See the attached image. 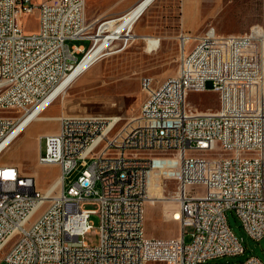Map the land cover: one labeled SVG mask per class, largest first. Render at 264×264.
Listing matches in <instances>:
<instances>
[{"label": "built area", "instance_id": "1", "mask_svg": "<svg viewBox=\"0 0 264 264\" xmlns=\"http://www.w3.org/2000/svg\"><path fill=\"white\" fill-rule=\"evenodd\" d=\"M85 8V0H0V155L20 133L18 123L59 97L61 91L46 102L100 36L111 32L116 17L89 20ZM33 11L39 28L26 33L20 19ZM68 39L90 44L70 46ZM130 39H112L86 66L116 40L125 46ZM178 43H191L193 57L178 54L176 72L158 83L141 76L137 119L116 131L118 114H63L58 130L44 135L37 160L59 166L62 203H50L32 175L0 162V245H9L8 264H206L244 252L227 210H234L249 236H264V28L180 32ZM208 90L217 94L216 107L200 109L198 101H189L190 92ZM101 128L114 130L113 146L99 144ZM133 148L145 150L143 164L129 160ZM79 155L93 158V168L70 180ZM165 158L178 163L180 217L172 219L181 231L173 238L150 237L144 217L151 175ZM91 214L99 215L97 245L84 239ZM24 215H34V229L20 227ZM233 264L264 262L251 255Z\"/></svg>", "mask_w": 264, "mask_h": 264}, {"label": "rangeland", "instance_id": "2", "mask_svg": "<svg viewBox=\"0 0 264 264\" xmlns=\"http://www.w3.org/2000/svg\"><path fill=\"white\" fill-rule=\"evenodd\" d=\"M85 1L86 17L93 20L119 17L138 0ZM20 24L26 33L37 31V11L23 15ZM252 25L264 28V0H155L133 24L130 34L137 35H134L135 39H130L125 46L116 40L106 55L96 61L63 96L60 95L17 137V141L16 138L1 153L0 162L14 164L23 174L32 175L37 188L45 192L58 178L60 171L57 164L38 163V153L45 148V137L41 135L40 140L37 137L41 132L51 130L57 123L54 116L60 113L118 114L122 119L116 126L117 131L130 119L141 115L140 105L144 99V92L140 88L141 76H151L154 83H158L176 72L178 54H183L184 51V57H193L191 43H178L180 32L197 35L214 27L219 34L243 33ZM193 27L197 28L196 32H191ZM143 36L158 38L159 47L148 50ZM67 43L87 48L90 40L68 39ZM80 56L81 54L78 55ZM207 87H211V82H207ZM188 99L190 102L198 101L200 109L217 106V94L212 90L190 92ZM26 143L30 145L26 147ZM21 144H24V150L19 148ZM80 169L77 167L73 170L70 180L80 174ZM178 172V163L174 158L158 160L154 165L149 190L151 199L146 203L144 217L145 230L150 237L173 238L180 234L179 221L170 217V212L177 207V203H167L177 190ZM196 190L203 192L204 187L198 185ZM85 206L95 208L91 203H86ZM226 215L231 231L242 241L244 252L210 259L206 264H233L244 261L251 255L264 262V236L260 239L249 236L234 210H227ZM90 220L92 228L84 235V239L89 245H97L100 240L99 215L91 214ZM191 228L190 223H187L184 230L190 232ZM185 238L188 241L190 237L186 235ZM0 264H8L2 253Z\"/></svg>", "mask_w": 264, "mask_h": 264}, {"label": "bare ground", "instance_id": "3", "mask_svg": "<svg viewBox=\"0 0 264 264\" xmlns=\"http://www.w3.org/2000/svg\"><path fill=\"white\" fill-rule=\"evenodd\" d=\"M155 0H138L131 8H129L123 15L116 17L114 22L109 23V27L111 32L103 33L99 38V43L93 49V51L86 56V58L66 77V79L59 85V87L54 91L53 94L46 100H50V98L54 97L59 91H61L60 95L63 96L67 89L74 84L81 76H83L86 71L96 62L91 65L86 66L87 62L95 57L98 53H100L103 48L108 46L112 39L118 37H131L133 40L135 34H130L132 30L133 24L137 22V20L143 15L146 9L154 2ZM137 36V35H135ZM147 43L148 50H156L159 47L160 41L156 37L152 36H143ZM58 97L51 99V103L47 107H42V105L35 110H33L29 115L24 117L17 125L16 132L20 131L17 137L34 121H36L40 115L49 107L51 104L57 100ZM132 119H137V117H133ZM40 135H38L37 139ZM16 137V138H17ZM15 138V139H16ZM116 141V134L114 130H108V128H101L98 135V142L102 146H113ZM129 160L134 162V164H143L145 160V150L142 148H133L129 151ZM77 164L81 168V171H90L93 168V158L88 155H79L77 156ZM61 184V176L54 181V183L45 190L48 193V200L50 203H62L63 195H62V187ZM58 188V189H56ZM177 199L176 195H172L167 203H173ZM170 217L173 219H177L180 217L179 210L177 207L170 212ZM177 217V218H176ZM20 227L22 229H34L35 220L34 215H24L20 220ZM0 253L3 254L5 260L8 261L10 258L9 245H0Z\"/></svg>", "mask_w": 264, "mask_h": 264}, {"label": "crops", "instance_id": "4", "mask_svg": "<svg viewBox=\"0 0 264 264\" xmlns=\"http://www.w3.org/2000/svg\"><path fill=\"white\" fill-rule=\"evenodd\" d=\"M85 11H86V8H85ZM86 14V13H85ZM96 19V18H95ZM192 30L193 31H191V32H196L197 31V28L196 27H193L192 28ZM61 115H63L62 113H60V114H57V116H54L56 119V121H57V123H55V125L51 128V130H48V131H44V132H41L40 133V136L41 135H45V134H48V133H52V132H56L57 130H58V128H59V122H58V118L61 116ZM18 140V138L16 139V141ZM27 145L29 146L30 144L29 143H26V147H27ZM24 144H21V145H19V148H21L22 150H24Z\"/></svg>", "mask_w": 264, "mask_h": 264}]
</instances>
